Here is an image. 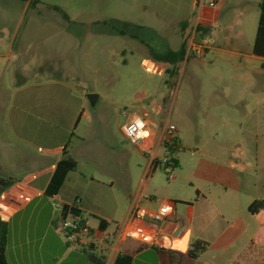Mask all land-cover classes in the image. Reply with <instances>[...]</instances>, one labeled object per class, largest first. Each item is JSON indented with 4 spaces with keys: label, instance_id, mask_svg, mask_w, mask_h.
Here are the masks:
<instances>
[{
    "label": "crops",
    "instance_id": "1",
    "mask_svg": "<svg viewBox=\"0 0 264 264\" xmlns=\"http://www.w3.org/2000/svg\"><path fill=\"white\" fill-rule=\"evenodd\" d=\"M259 1L217 0L214 6L223 10L228 4L227 8L240 16L238 21L242 23L241 16L250 8H259ZM192 5L201 9L206 4L193 0ZM199 25L186 33L191 37L190 44L194 39L200 40L196 36ZM208 49L209 45L205 50ZM169 51H182L186 60L195 54L190 45ZM252 54L264 61V57L253 51ZM8 57V53L0 52V174L17 180L0 198V219L7 225L5 257L9 264H113L120 253L130 254L137 264V259L151 249L156 250L154 264H161L156 247L137 239L116 242L115 235L127 223L133 206L153 211L165 202L175 204L173 213L157 229L166 235L169 264H256L252 252L255 246L262 247L264 224L249 213L248 206L264 198V88H246L251 94L249 98L244 96L245 92L233 96L221 86L213 88L210 93L216 95L217 101L208 110V117L215 127L221 125L224 132L218 133L214 128L212 144H207L197 132L180 137L176 126L178 147L173 158L176 166L181 167L180 178L189 184L191 192L187 196H174L164 185L153 184L157 167L150 157L140 190L128 191L127 210L119 218V202L95 201L93 195L90 197L87 188L95 180L78 173L77 168L69 172L57 194L44 193L65 146L78 162L73 148L85 141V137L75 132L80 126L82 100L55 77L46 84L23 69L17 71L13 87L12 82H7ZM147 59L159 72L166 73L172 68L169 60L155 52ZM31 77L33 82H29ZM150 105V110L141 106L135 114L146 118L151 144L160 157V150L167 155L162 144L167 122L151 121L150 114L159 112L162 104ZM198 124L195 122L196 127ZM34 145H38L37 151L31 149ZM12 158L17 159V168L24 167L22 172L12 166ZM72 207L91 227L89 252L69 248L63 238L60 219L64 210ZM91 216L97 220L96 224L91 222ZM112 222L115 225L110 230ZM193 239L209 243L197 258L187 255ZM89 254L100 261L91 260Z\"/></svg>",
    "mask_w": 264,
    "mask_h": 264
},
{
    "label": "rangeland",
    "instance_id": "2",
    "mask_svg": "<svg viewBox=\"0 0 264 264\" xmlns=\"http://www.w3.org/2000/svg\"><path fill=\"white\" fill-rule=\"evenodd\" d=\"M192 1L0 0V52L10 59L7 82L16 87V73L23 69L46 84L55 77L82 100L75 132L85 141L73 148L77 171L94 178L87 191L95 201L119 202V218L126 213L128 191L140 190L150 158L122 130L141 106L150 110L151 103L162 104L150 114L151 121L175 124L180 137L200 133L212 144V130L223 133L224 128L208 117L217 101L210 91L221 86L233 96L245 92L249 98L246 88H264V61L252 54L259 8H250L240 23L228 4L223 10L208 5L199 9ZM198 24L200 40L194 42L208 38V50L189 60L175 56L166 73L152 67L147 59L151 53L161 56L169 48L190 45L186 33ZM31 149L37 151L38 145ZM162 152L153 184L164 185L174 196H187L191 187L180 178L181 167H167L162 160L170 157ZM10 163L18 172L24 170L17 168L16 158ZM171 172L175 178L169 180ZM90 220L97 222L92 216ZM151 251L136 263L154 264L156 250ZM252 253L256 264H264L260 245Z\"/></svg>",
    "mask_w": 264,
    "mask_h": 264
},
{
    "label": "built area",
    "instance_id": "3",
    "mask_svg": "<svg viewBox=\"0 0 264 264\" xmlns=\"http://www.w3.org/2000/svg\"><path fill=\"white\" fill-rule=\"evenodd\" d=\"M197 4L214 6L217 0H196ZM209 39L200 42H191L190 50L196 54H202L208 46ZM147 120L140 114H133L123 125L122 130L126 138L133 144L140 147L152 159V165L157 167L159 157L152 146V138L147 130ZM142 125V127H141ZM140 133H146L140 135ZM175 146L177 144V127L175 124H168L162 138V144ZM163 163L171 170L176 167V162L172 158L164 157ZM174 178L173 173L168 174V179ZM175 204L165 202L153 211H149L143 206H133L129 212L127 223L118 228L115 241L126 239H137L148 246L166 247V235L157 229L159 224L166 221L173 213ZM60 230L67 246L74 250H87L92 241V230L89 224L78 215L68 211L60 219Z\"/></svg>",
    "mask_w": 264,
    "mask_h": 264
},
{
    "label": "trees",
    "instance_id": "4",
    "mask_svg": "<svg viewBox=\"0 0 264 264\" xmlns=\"http://www.w3.org/2000/svg\"><path fill=\"white\" fill-rule=\"evenodd\" d=\"M27 1V0H23ZM259 20L256 30V35L252 47V51L255 55L264 57V0L259 1ZM182 51L173 52L168 51L165 55H161L160 58L165 60H174L177 55H182ZM264 65V64H263ZM171 69H167L169 72ZM80 118V115L78 119ZM167 150V155L173 158L174 151L178 147V142L175 146H168L166 143L163 145ZM78 162L72 156L68 154L67 147L63 148V157L57 162L55 169L50 177V180L44 189V193L48 196H53L57 194L62 188L69 172L77 168ZM156 168V167H155ZM17 182L16 179L0 174V198L1 195L10 187H12ZM68 211H71L75 215L80 216L79 211L72 207L70 210L67 208L64 210L63 215H66ZM249 213L258 221L259 224H264V198L256 199L248 206ZM82 218V217H81ZM7 239V225L6 222L0 219V264H9L5 257V245ZM260 243L264 249V238L260 239ZM209 243L202 239H193L190 241L187 255L190 258H197L201 253L207 250ZM155 247V246H154ZM91 249V244L89 245V250ZM160 256L161 264H169L168 254L169 249L165 247H156ZM93 261H100L98 257L93 254L88 255ZM113 264H135L133 257L127 253H120L117 255Z\"/></svg>",
    "mask_w": 264,
    "mask_h": 264
},
{
    "label": "clouds",
    "instance_id": "5",
    "mask_svg": "<svg viewBox=\"0 0 264 264\" xmlns=\"http://www.w3.org/2000/svg\"><path fill=\"white\" fill-rule=\"evenodd\" d=\"M141 127H142V125H141ZM146 133H140V135H145Z\"/></svg>",
    "mask_w": 264,
    "mask_h": 264
},
{
    "label": "water",
    "instance_id": "6",
    "mask_svg": "<svg viewBox=\"0 0 264 264\" xmlns=\"http://www.w3.org/2000/svg\"><path fill=\"white\" fill-rule=\"evenodd\" d=\"M91 98H95L94 95H91Z\"/></svg>",
    "mask_w": 264,
    "mask_h": 264
}]
</instances>
